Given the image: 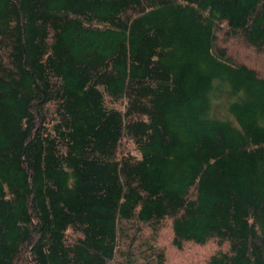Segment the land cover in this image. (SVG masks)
<instances>
[{
  "label": "trees",
  "instance_id": "trees-1",
  "mask_svg": "<svg viewBox=\"0 0 264 264\" xmlns=\"http://www.w3.org/2000/svg\"><path fill=\"white\" fill-rule=\"evenodd\" d=\"M263 55L264 0H0V264H264Z\"/></svg>",
  "mask_w": 264,
  "mask_h": 264
},
{
  "label": "rangeland",
  "instance_id": "rangeland-1",
  "mask_svg": "<svg viewBox=\"0 0 264 264\" xmlns=\"http://www.w3.org/2000/svg\"><path fill=\"white\" fill-rule=\"evenodd\" d=\"M234 46L237 47L236 45ZM240 52L242 53L241 50ZM242 54L246 56L245 52ZM249 62L254 64L255 68H262L264 67V55L254 56V62ZM262 71L264 72L263 69ZM115 106L118 107V105ZM170 238L171 234L169 228L162 229L158 241L161 245H163L167 252V264H202L216 247L215 243L213 242H209L208 244L203 246L187 243L184 245L183 251L180 252L172 246ZM139 262L142 264L141 259H139Z\"/></svg>",
  "mask_w": 264,
  "mask_h": 264
}]
</instances>
